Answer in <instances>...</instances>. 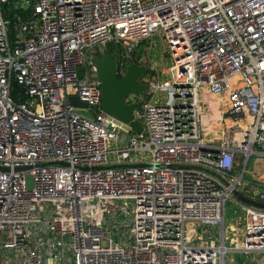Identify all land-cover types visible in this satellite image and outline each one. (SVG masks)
Instances as JSON below:
<instances>
[{"label":"built area","instance_id":"2783aa9c","mask_svg":"<svg viewBox=\"0 0 264 264\" xmlns=\"http://www.w3.org/2000/svg\"><path fill=\"white\" fill-rule=\"evenodd\" d=\"M153 34L170 62L136 95V133L99 109L93 55ZM250 154L264 159V0H0V264H264V206L232 192L264 200Z\"/></svg>","mask_w":264,"mask_h":264},{"label":"rangeland","instance_id":"374dc122","mask_svg":"<svg viewBox=\"0 0 264 264\" xmlns=\"http://www.w3.org/2000/svg\"><path fill=\"white\" fill-rule=\"evenodd\" d=\"M114 49L116 51V64H119V61H122L123 63V70L122 73L125 70V67L128 62H132L135 65H141L145 67V71L142 72L136 79L137 83L143 84V82H140L142 79L152 80L154 77H156V74L158 75L159 79H164L167 77V73H165L164 68L169 64L170 59L167 54V48L164 43V41L157 35L153 34L151 37H147L140 41L137 45H135L133 48L129 50H125L124 47H122L119 43L114 45H107L105 49H101L98 51L97 56L111 51ZM144 93V92H143ZM138 93V94H143ZM135 93L130 92L127 94V99L130 102H137L135 101L136 95ZM209 99L212 101L216 99L215 96H211ZM74 110L78 113H82L85 116L91 115V110L85 107H75ZM212 131H215L213 129V126L211 127ZM217 130V129H216ZM253 161V162H252ZM246 171L245 175L248 177L250 172L254 173L256 177L259 179L264 180V159H259L257 157H254L252 154H250L246 159ZM238 209L237 204L233 201L232 194L228 195V198L224 201V221H223V231L226 236L225 242L227 244L233 245L238 244V237L236 240L232 241L230 237L237 235V228H238V222H237V215H238ZM206 229H212L214 234H218V226L215 227L211 226H197L196 230L200 234L204 233V230ZM242 259L245 260L243 254L239 251H227L225 254V261L228 264H231V262H238L240 263Z\"/></svg>","mask_w":264,"mask_h":264},{"label":"water","instance_id":"95a60500","mask_svg":"<svg viewBox=\"0 0 264 264\" xmlns=\"http://www.w3.org/2000/svg\"><path fill=\"white\" fill-rule=\"evenodd\" d=\"M115 54L116 51L112 49L99 56L93 55L94 72L99 81V109L114 116L133 128L136 133H139L141 125L133 119L132 109L140 100L126 103L125 98L130 92L135 94L143 93L147 88V83L140 84L136 81L137 77L145 71V67L128 62L124 72L121 75H117ZM68 100L71 104L78 106H84L85 104L83 101L78 100L74 94L69 95ZM21 167L23 166H16L15 168ZM232 192L243 202L246 201L260 207L264 206V200L260 201L246 196L237 189H233Z\"/></svg>","mask_w":264,"mask_h":264},{"label":"bare ground","instance_id":"6f19581e","mask_svg":"<svg viewBox=\"0 0 264 264\" xmlns=\"http://www.w3.org/2000/svg\"><path fill=\"white\" fill-rule=\"evenodd\" d=\"M217 98L219 99V97H217ZM219 110H220V109L217 108V107L214 108V110H213V112H212V116H213V117H219V115H220ZM211 126H213V129L216 130V129L218 128L219 124H218L216 121L213 120V121L211 122Z\"/></svg>","mask_w":264,"mask_h":264},{"label":"trees","instance_id":"16d2710c","mask_svg":"<svg viewBox=\"0 0 264 264\" xmlns=\"http://www.w3.org/2000/svg\"><path fill=\"white\" fill-rule=\"evenodd\" d=\"M13 11H15V10L14 9L6 8V10L4 12L7 14L8 17L11 18Z\"/></svg>","mask_w":264,"mask_h":264},{"label":"flooded vegetation","instance_id":"af4514ba","mask_svg":"<svg viewBox=\"0 0 264 264\" xmlns=\"http://www.w3.org/2000/svg\"><path fill=\"white\" fill-rule=\"evenodd\" d=\"M140 82L148 83V80L145 78V79H142Z\"/></svg>","mask_w":264,"mask_h":264},{"label":"crops","instance_id":"0c3cea01","mask_svg":"<svg viewBox=\"0 0 264 264\" xmlns=\"http://www.w3.org/2000/svg\"><path fill=\"white\" fill-rule=\"evenodd\" d=\"M252 162H253V161H252ZM241 254H243V253L241 252ZM249 254H251V253L249 252L248 255H249Z\"/></svg>","mask_w":264,"mask_h":264}]
</instances>
